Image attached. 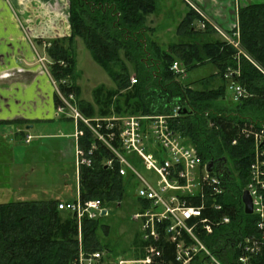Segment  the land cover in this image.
<instances>
[{
    "label": "trees",
    "instance_id": "trees-1",
    "mask_svg": "<svg viewBox=\"0 0 264 264\" xmlns=\"http://www.w3.org/2000/svg\"><path fill=\"white\" fill-rule=\"evenodd\" d=\"M158 10V0H68L70 34L48 41L50 46L45 52L51 61L49 72L55 81H65L59 84L60 90L65 96L75 94L79 111L89 118L160 115L180 107L179 115L170 121L171 126L196 148L203 163L217 164V173L226 187L221 203L231 222L204 239L206 246L218 255L223 249L229 252L237 238L254 232V218L244 213L240 198L247 182L253 143L241 130L249 123L264 125V76L245 58L237 59L234 48L214 38L209 28L198 30L193 24L199 18L191 10L186 11L176 28L178 41L163 48L150 40L147 34L152 29L147 18ZM237 16L241 48L264 70V3L241 7ZM76 39L82 40L93 61L106 70L116 85L97 99L94 107L77 99L79 90L73 75ZM174 61L181 64L185 73L206 64L215 71L184 83L170 71ZM112 65L119 68L118 72L113 71ZM227 68L239 71L234 80L246 87L252 97L235 104L220 103L226 98ZM99 91L95 94L100 96ZM54 101L56 106L60 104L57 95ZM80 128L84 136L79 143L87 147L93 142L92 136L83 126ZM235 138L238 141L233 145ZM97 145L91 167L79 169V198L98 200L109 210L119 206L127 193L133 192L135 184L129 176L118 174V164L113 168L104 166L111 154ZM58 203H0V264H77L80 253L93 252L105 253V262L107 247L100 243L97 231L101 228L99 231L106 233L108 226H100L97 217L83 218L79 228L76 218L59 210ZM135 203L138 209V201ZM137 242L138 236L134 239ZM172 249L165 248L169 259Z\"/></svg>",
    "mask_w": 264,
    "mask_h": 264
},
{
    "label": "built area",
    "instance_id": "built-area-1",
    "mask_svg": "<svg viewBox=\"0 0 264 264\" xmlns=\"http://www.w3.org/2000/svg\"><path fill=\"white\" fill-rule=\"evenodd\" d=\"M182 1L198 16V30L209 28L234 48L237 59L245 58L264 76V70L241 48L237 26L227 33L197 4L191 0ZM170 71L179 77L186 75L178 61L172 62ZM236 75L239 71L232 68H227L224 75V78L231 79L226 85V92H229L233 104L252 97L246 87L234 80ZM130 80L131 84L135 83L133 76ZM53 81L57 84L56 95L60 101L56 106V115L72 119L76 139L77 197L73 201L59 202L57 208L71 213L79 228L83 218L100 217L105 209L100 201H82L78 190L79 169L91 167L98 143L111 154L104 166L113 168L115 163L118 164V174L129 176L135 184L133 193L139 208L132 215V220L139 223L136 250L140 257H120L108 264H194L196 261L200 264H264V125L249 123L241 130L245 138L253 143L243 191H247L251 199L250 216L254 218V232L237 238L229 252L223 249L216 255L206 246L204 239L212 236L217 228L230 223L231 218L221 203L226 187L217 173V165L208 171L207 163L202 162L196 148L186 143L171 126L170 121L179 115L180 107L160 115L89 118L79 111L72 93L65 96L60 90L59 84H65V81ZM80 126L92 136L93 142L87 147H81L79 143L84 136ZM28 140L29 136L26 142ZM237 141L235 138L232 144ZM138 166L149 176H142ZM105 210L106 215L108 210ZM167 246L173 248L170 259L165 253ZM103 257L101 252L80 253L77 264H105Z\"/></svg>",
    "mask_w": 264,
    "mask_h": 264
},
{
    "label": "rangeland",
    "instance_id": "rangeland-1",
    "mask_svg": "<svg viewBox=\"0 0 264 264\" xmlns=\"http://www.w3.org/2000/svg\"><path fill=\"white\" fill-rule=\"evenodd\" d=\"M158 5V13L147 18V25L152 29L147 37L166 48L169 43L180 39L176 29L180 22V9L186 7L189 10V8L185 3V6L182 7L179 0H158ZM198 6L200 7L199 4ZM201 10L206 13L204 9L201 8ZM35 14L40 13L36 12ZM18 17L20 18V16ZM15 19L18 22L16 14ZM37 20L36 23H39L41 19L38 17ZM19 24L22 23L19 22ZM25 24L34 30L38 27L35 25V20L31 18ZM214 35V38L221 39L217 34ZM41 37L35 35L33 31L30 32L29 37H26L27 40H39L41 48L34 50L35 60L23 58L16 61L19 67L14 71L21 79H30L28 77L30 74L46 76L52 86L53 94L56 95L57 84H54L53 77L49 72L51 61L45 52V47L49 44L48 41L53 39H42ZM62 37L67 36L62 35L60 38ZM112 67L113 71L118 72L117 66L112 65ZM127 67L131 69V64L128 62ZM30 68L36 69V71L30 72ZM214 71L215 68L212 65L206 64L186 73L179 80L189 83L207 77ZM10 73H12L11 70L0 74V80L9 79ZM73 75L74 84L79 90L77 99L86 101L93 107L97 105V99L100 100L108 91H112L116 87L106 70L93 61L81 39H76L74 44ZM23 76L24 78H22ZM97 89H100L98 92V94L101 92L100 96L95 94ZM226 94L225 100L220 103L223 105L232 104L229 92L227 91ZM73 95L77 104L75 94ZM62 97L64 96L62 95ZM68 127L70 128L69 125L58 121L35 123L34 128L27 131L33 138L30 144H25L20 137L16 138L13 135L14 128L0 125V203L76 199L75 157H73V161H69L65 150L60 153L62 141L67 139V135L62 134L67 131ZM59 134L61 136L57 137ZM138 172L144 177L149 176V173L140 166H138ZM135 199V193L128 192L127 198L120 205L118 204L119 206L111 207L107 214L98 220L100 226H108L106 233L102 230L99 231L101 228L98 230L99 232L97 231L100 243L107 247L105 264L120 257L127 259L132 256V241L135 236L139 235V223L132 220V215L137 209ZM103 254L105 257V253Z\"/></svg>",
    "mask_w": 264,
    "mask_h": 264
},
{
    "label": "crops",
    "instance_id": "crops-1",
    "mask_svg": "<svg viewBox=\"0 0 264 264\" xmlns=\"http://www.w3.org/2000/svg\"><path fill=\"white\" fill-rule=\"evenodd\" d=\"M179 1L182 7L185 6L183 1ZM193 1L197 5L199 4L209 17L227 33L238 26L239 8L249 4L264 3V0ZM187 10L186 7L180 9L179 21L185 16ZM36 12L40 14L37 16ZM15 14L18 22L15 19ZM67 16L68 0H0V74L10 70L12 72L9 79L0 80V125L14 128L13 135L16 138L20 137L25 144H30L33 137L27 131L33 129L35 123L55 121L65 123L70 128L68 127L65 134H62L67 135V139L62 141L60 153L65 150L68 160L73 161L76 147L75 125L69 117L56 115L55 95L49 79L44 75L33 76V74L28 75L30 79H21L14 71L19 67L16 61L23 58L35 60L34 50L41 48L39 40H27L26 37H29L30 32L33 31L35 35L42 36V39H56L62 35L69 36L70 27ZM38 17L41 20L36 23ZM30 18L35 20V25L38 26L35 30L25 24ZM19 22L22 24L20 25ZM196 24L197 21L193 25ZM31 38L34 39V37ZM33 71L36 69L30 68V72ZM27 136L30 137L28 142H26ZM60 136L61 134L57 137ZM74 170L76 174L75 164ZM75 178L77 179L76 175ZM56 201L69 202L70 200ZM135 237L132 241V256L128 258L140 257L136 250L138 244L134 243ZM135 254L137 257L134 256Z\"/></svg>",
    "mask_w": 264,
    "mask_h": 264
},
{
    "label": "water",
    "instance_id": "water-1",
    "mask_svg": "<svg viewBox=\"0 0 264 264\" xmlns=\"http://www.w3.org/2000/svg\"><path fill=\"white\" fill-rule=\"evenodd\" d=\"M213 167V162H208L207 163V169L208 171H211ZM241 203L243 205V211L246 215H250L252 213V204H251V199L247 193V191H243L241 193ZM106 210H102L100 217H103L105 215Z\"/></svg>",
    "mask_w": 264,
    "mask_h": 264
},
{
    "label": "bare ground",
    "instance_id": "bare-ground-1",
    "mask_svg": "<svg viewBox=\"0 0 264 264\" xmlns=\"http://www.w3.org/2000/svg\"><path fill=\"white\" fill-rule=\"evenodd\" d=\"M225 80H226L227 83H228L229 81H231L230 78H228V79L225 78ZM213 164H214V163H213ZM230 222H231V220H230Z\"/></svg>",
    "mask_w": 264,
    "mask_h": 264
},
{
    "label": "flooded vegetation",
    "instance_id": "flooded-vegetation-1",
    "mask_svg": "<svg viewBox=\"0 0 264 264\" xmlns=\"http://www.w3.org/2000/svg\"><path fill=\"white\" fill-rule=\"evenodd\" d=\"M216 165H217V164H216V163H214V164H213V168H214V167H216Z\"/></svg>",
    "mask_w": 264,
    "mask_h": 264
}]
</instances>
